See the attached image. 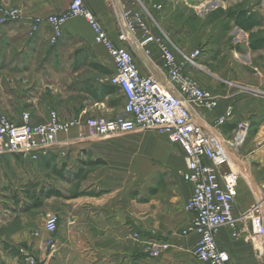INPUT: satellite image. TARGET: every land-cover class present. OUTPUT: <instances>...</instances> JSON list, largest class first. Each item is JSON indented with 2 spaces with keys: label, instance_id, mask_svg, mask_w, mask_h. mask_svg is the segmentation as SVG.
<instances>
[{
  "label": "crops",
  "instance_id": "crops-1",
  "mask_svg": "<svg viewBox=\"0 0 264 264\" xmlns=\"http://www.w3.org/2000/svg\"><path fill=\"white\" fill-rule=\"evenodd\" d=\"M5 1L20 8L26 15L61 13L70 3V0ZM85 4L96 15L114 43L132 53L143 74L166 81L159 45L156 42L145 45L141 43L146 36L145 31L137 28L127 41L119 39L125 22V10L130 9L139 14L146 21L150 34H167L176 48L178 58L181 59L184 53L189 52L190 46L182 47L168 29L158 24L159 19L149 13L144 0H85ZM257 10L263 15L261 23L252 30H245L255 34L262 43V47L258 49L249 47L262 55V63L259 60L255 79L240 80L234 74L230 80L220 77L211 69L206 73L199 70L203 69L199 62L198 66H187L185 69L201 86L220 98L219 107L212 113L205 114L199 109L195 110V117L205 126L209 127L229 107L234 108V113L221 128L226 139L233 136L238 120L249 119L252 124L248 141L238 150L230 148L234 158L233 167L240 174L233 209L237 220L234 225L220 226L216 233L218 244L228 251L230 260L246 264L264 259V236L254 235L251 220L245 216L259 203H262L259 209L264 216V97L256 94L264 92V7L254 10L256 16ZM74 18L66 23L64 33L82 35L86 38V45L79 49L57 46L49 57L51 63H46L45 68L41 69H46L47 76L56 79L57 83L64 79L66 81L63 83L66 85L89 87L82 92L86 96L82 98V104H89L91 108L99 105L108 108L105 115H97L95 112L92 114L115 118L113 107H120V115H124L125 98L119 87L110 82L115 72L113 57L106 46L95 39V33L87 20L82 18L79 22L83 24L80 26ZM17 24L21 28L30 29L24 21ZM259 27L262 32L257 34L256 28ZM7 28L6 23L0 24V34L5 33ZM36 33L51 37L52 30L48 26H41ZM75 50L78 52L75 53ZM67 53L70 56L66 57ZM62 65L65 66L64 70L59 68ZM19 66L28 67L36 77L39 74L40 68L36 63ZM6 79L5 66L0 68V85H4ZM118 91L121 93L118 97L121 98L120 103L119 99H109L113 94H118ZM88 117L92 116H87L84 120ZM83 129L80 125L69 133H61L59 141L51 150L39 155L37 159L23 153L0 155V180L11 181L21 187L14 192H18L20 197V202L12 207L14 213L8 217L5 213L0 216V264H211L193 254L198 235L195 232L184 233L193 221V213L187 210L193 185L179 175L184 183H178V201L161 212L157 219L152 217L146 195L150 191V164L130 157L128 153L125 156L114 143L79 141L77 134ZM173 148L175 152L179 151L178 145ZM90 152L96 159L88 161V164L102 160L104 165L98 178L85 185L83 183L88 181L86 172L81 168L76 171L70 162L71 158L82 160L84 153L88 155ZM181 154L183 163L178 168L180 170L186 166L182 148ZM227 169L224 166L220 172ZM72 180L82 185L80 184L79 189L76 187L74 191L67 192L60 183ZM30 186L32 193L39 194L42 189L48 191L53 188L60 190L63 196L51 195L41 207L22 211L23 204L30 202L26 198L24 187ZM95 189L104 191L105 198L100 203L88 201L89 196L85 195ZM78 191L82 193L72 197ZM184 210H187L186 213ZM5 212L10 213L11 210L5 209ZM49 213L59 216V226L55 233H49L45 229ZM50 240L56 243L55 251L50 247ZM160 240L168 241L171 248L161 254H153L151 245Z\"/></svg>",
  "mask_w": 264,
  "mask_h": 264
},
{
  "label": "built area",
  "instance_id": "built-area-1",
  "mask_svg": "<svg viewBox=\"0 0 264 264\" xmlns=\"http://www.w3.org/2000/svg\"><path fill=\"white\" fill-rule=\"evenodd\" d=\"M83 17L95 33V39L103 43L115 62V72L110 82L119 87L125 98L124 115L107 118L92 116L81 121L79 118H62L53 110L47 122L31 124L30 114L24 113V122L17 123L5 115H0V155L23 153L34 159L48 153L59 141L61 133H69L82 125L79 137L99 139L111 134L131 133L139 128L154 129L178 143L183 150L185 169L179 175L194 190L187 203V210L193 213V221L184 233L198 235L193 254L211 264H246L230 260L229 253L222 248L216 233L224 224L234 225V201L240 174L233 167L234 158L230 148H241L250 133L251 121H237L233 137L226 140L221 132L229 121L234 108L229 107L215 118L209 127L195 117V110L212 113L220 105V98L211 90L201 86L185 69L198 66L199 49L184 53L178 58L176 48L167 34L154 36L149 33L146 21L133 10H125V22L119 33L121 41H127L137 28L145 31L142 44L156 42L161 50L166 73V81L153 75L141 73L132 53L119 46L109 37L96 15L87 7L85 0H70L68 8L61 13L48 15H26L18 7L2 9L0 22L24 21L33 32L41 26L52 30L50 42L56 44L64 35L69 19ZM228 141V142H227ZM227 166L228 169L220 172ZM259 206L246 213L251 220L254 235L264 236V216ZM59 226V216L49 213L45 229L55 233ZM53 251L56 243L49 241ZM171 248L168 241L160 240L151 245V252L158 254ZM250 264H264L260 259Z\"/></svg>",
  "mask_w": 264,
  "mask_h": 264
},
{
  "label": "rangeland",
  "instance_id": "rangeland-1",
  "mask_svg": "<svg viewBox=\"0 0 264 264\" xmlns=\"http://www.w3.org/2000/svg\"><path fill=\"white\" fill-rule=\"evenodd\" d=\"M144 2L149 13L159 19L158 24L166 30L168 29L167 31L172 34L177 43H180L184 48L190 46L188 53L197 49L201 51L198 62L203 69H199L200 71L206 72L211 69L220 77L224 76L230 80L233 79L234 74H236L235 78L240 80L257 77V67L261 62L262 55L250 50V33L240 29L235 20L229 16V12L246 10L255 13L256 8L264 7V0H144ZM9 7L15 6L5 0H0V17L2 9ZM257 13L255 20L260 24L263 15L259 10ZM147 17L151 19L150 15ZM82 18L76 17L73 20H78L77 25L82 26L83 22H79L83 20ZM17 22L19 21L7 22L6 25L9 28L5 33L0 34V68L7 67V79L4 85H0V115H5L14 122L22 123L24 122V113L28 112L30 114L29 122L33 125L47 122L49 114L53 110L62 117H76L81 121L87 116H96L95 113L105 115L108 111L107 106L99 105L91 108L89 104H82V98L86 97L82 92L89 87L79 84L66 85L63 83L66 81L64 79L57 83L56 79L47 76L46 69H41L45 68L46 63H51L49 57L57 46H70L79 49L86 45V38L66 32L56 44H52L50 37L39 36L31 28H21ZM0 24L2 23L0 22ZM256 30L257 34L262 32L260 27ZM76 52L78 50H75ZM67 56L70 55L67 53ZM25 63L39 65L37 77L28 67L19 66ZM63 67L65 66H60V70ZM256 94L264 97L262 91ZM120 95L121 93L118 91V94H113L109 99L112 101L119 99L120 103L121 98H118ZM112 111L114 117L121 116L120 107H113ZM93 112L95 113L92 114ZM79 127L76 126L73 130ZM251 130L246 142L251 135ZM77 137L79 141L83 142L114 143L120 148V152L125 153V156L128 153L130 157L141 159L150 164V191L146 195L150 202L152 217L157 219L161 212L178 201L176 198L179 189L178 183L181 181L178 168L182 166L183 159L179 144L170 142L167 136L154 129L139 128L131 133L111 134L93 140L81 138L79 133ZM232 137L229 136L226 140H230ZM174 145H178L179 151H174ZM159 146H163V148ZM81 159L71 158L70 164L76 171L81 168L86 172L88 181L83 184L89 185V181L98 178V173L104 162L99 160L94 164H88V161L96 159L91 152L88 155L84 153ZM80 184L82 185L74 180L60 183L67 192L74 191L76 187L79 189ZM18 188L14 182L0 180V216L5 213L8 217L14 213L12 210V207L16 205L14 192L21 187ZM78 193H82V191H78ZM85 195L89 196L87 200L92 202L99 201L100 203L105 198L104 191L98 189ZM261 204L259 203L258 206ZM5 209H10L11 212H5ZM186 211L184 210L185 213Z\"/></svg>",
  "mask_w": 264,
  "mask_h": 264
},
{
  "label": "trees",
  "instance_id": "trees-1",
  "mask_svg": "<svg viewBox=\"0 0 264 264\" xmlns=\"http://www.w3.org/2000/svg\"><path fill=\"white\" fill-rule=\"evenodd\" d=\"M223 12V10H220ZM229 16L235 20V23L237 26L240 28L249 31L252 30L256 25H258V21L255 20L256 14L253 12H248L246 10H241L238 12H229ZM261 40L256 38L255 34L251 33L250 34V47L252 49H258L262 47V43H260ZM93 163V162H92ZM31 186L26 188L24 187L25 191L27 192V200L30 201L29 203L26 202L22 206V211H29L33 208H39L43 205V202L46 198H48L51 195H56V196H63V193L58 190V189H49L48 191H44L43 189L40 191L39 194L32 193ZM36 188V187H34ZM91 194V193H90ZM79 193H75L72 195V197H77ZM14 199L16 202H20V197L17 195V193L14 195Z\"/></svg>",
  "mask_w": 264,
  "mask_h": 264
}]
</instances>
